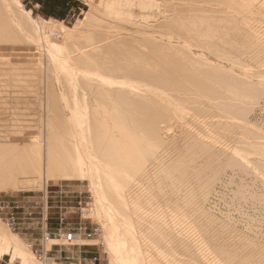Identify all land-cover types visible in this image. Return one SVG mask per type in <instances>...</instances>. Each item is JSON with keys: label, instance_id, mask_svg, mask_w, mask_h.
Returning <instances> with one entry per match:
<instances>
[{"label": "bare ground", "instance_id": "6f19581e", "mask_svg": "<svg viewBox=\"0 0 264 264\" xmlns=\"http://www.w3.org/2000/svg\"><path fill=\"white\" fill-rule=\"evenodd\" d=\"M199 2L200 0H91V12H88L85 18H82L78 25L76 24L77 26H67L52 19L55 22L54 25L45 27L43 21L36 20L32 16V10L23 8L19 0H0V81H14L15 79L16 84H19L22 79L30 81L35 73H32L31 70L34 66L32 62L38 59L44 62V59H47L48 63H44L47 64L46 66L52 67L53 72L50 71L52 77L55 75L59 80L62 75H67L70 80V88L75 96L83 97V100L75 99L72 105L67 102L66 105L70 106L67 113H55L51 118L48 114L49 122H53L56 126H50L51 131L46 132L48 135H44L42 131L34 133L39 140L32 141L33 143L27 142L26 145H22L20 140L15 135L13 136L12 131L4 128V126L7 127L5 122L8 117L5 116V113H0V191L27 190L34 188L35 185L37 187L39 184L40 186L42 184L47 191L51 179L74 177L88 179L96 199L93 202L92 212L103 224L101 228L104 235L102 241L110 253L109 264H166L168 259V264H264V228L257 229L258 232H254V234L257 233L255 237L251 236L252 231L249 229V236H246L247 233L241 234V231L234 234V232L228 231V224H223L224 221L221 222L222 220L218 218L217 221L214 220L217 216L215 215L213 218L214 214L210 216L211 213L208 214L205 209L207 198L210 196L209 192L213 190L211 188L214 176L217 174L219 176V172L215 173V171L214 175L213 171L221 169L225 159L230 161L229 163L234 162L237 165L240 162L238 155L247 160L241 151H238L236 147L233 150L220 149L219 146H215L216 144L212 145V141L208 142L210 144H206L207 141L203 142L202 136L192 134L190 128L187 129L188 127L184 125L183 121L184 126L176 122L170 123L167 121L171 117L170 112L165 105L160 103V98L156 105H152L153 100L146 99L144 93L138 96L125 95L124 97L120 95L121 98H124V103L120 101L121 103L118 104L122 109L119 110L116 106L113 109L126 116L120 114V117L116 112H112L114 110L109 109V112H112L111 115L115 114L112 116L113 119L121 121L122 118L124 125L129 128L128 132L133 137V142L140 145L137 153L133 148L126 151L116 144L113 131L108 124L102 121L101 117L96 116L92 119L88 93L80 91L81 82L85 83L84 88L89 87L98 96L105 93L108 95L109 92H112L109 88L116 90L121 87L120 89L136 91L140 87L139 84L122 78L125 75H132L163 90L176 91V96L174 93L170 99L174 98L173 101L183 104L197 102L195 106L193 105L194 107L198 105L201 99L199 97L209 93L219 96L222 93L216 82L223 87L229 86L236 89L242 92V95L252 94L256 89L252 81H244L241 79H245L244 77H237L235 74L237 79L230 78V74L225 76V73L230 69L228 71L226 69L223 73L224 71L210 65L213 62L209 56L205 57L201 54L203 52L200 53L201 55H197V51L195 53L193 50V44L189 41L190 37L197 38L201 46L203 44L211 45L215 51L219 52L221 45L218 46L217 39L215 40L211 33L214 32L216 36V31L221 26L234 19L228 16L232 14L229 9L226 11L229 10L230 13L224 9L227 15H223V13L217 15L223 7L220 8L217 5L220 9L215 6L203 7L199 6ZM243 3H247L245 10L250 14L264 6V0H245ZM100 5L105 6L106 11L102 12L108 16V19L104 20L105 22L113 24L115 21H121L116 26L119 31L116 34L96 29L88 33L84 31L86 36L80 40L78 37L83 33V25L87 23L88 26L90 25L88 23L95 22L98 12L94 11H98ZM198 10L217 13L211 15L194 13ZM236 15L237 19L239 16ZM225 27H223L224 32L227 30L224 29ZM51 35L56 39H53ZM222 41L223 44L227 43L226 40ZM222 43L219 42V44ZM231 45L233 46V44ZM248 46L250 47V45ZM20 47L34 51V54L30 53L25 56L27 61L32 63L29 67L23 66L22 63H12L15 61L13 55L8 57L3 54L16 49L20 50ZM222 49L226 51V48L222 47ZM39 66L42 68L44 65L41 63ZM48 71L46 70V72ZM30 73H32L31 76ZM120 74L123 75L118 76ZM35 77L32 78L35 79ZM38 80H40L39 77ZM23 81L21 82L24 83ZM29 81L28 86L32 83ZM35 82L39 83L34 80L33 85ZM60 82L58 84L61 85ZM16 84L14 85L16 86ZM26 84L22 89L26 87ZM47 84L46 87L49 89ZM2 85L0 83V89ZM42 85L41 88H43ZM52 85V87L55 86L54 83ZM36 86H38L36 88L40 87L38 84ZM6 87H4V91ZM29 87L24 91L29 93L37 91L32 85ZM8 88L5 93H8L7 90L10 89ZM15 88L18 89V86L14 87V90ZM41 88L40 94L43 93ZM62 88L57 89L61 93L60 97L62 96L66 100V93ZM52 89H56V86ZM2 92L1 90V96ZM117 92L113 91L112 93L114 95ZM16 93L17 91H15V96L18 95ZM47 93L46 91L44 94L49 95ZM27 94L24 95L28 96ZM230 94L232 93L230 92ZM115 97L113 101H111L112 98L110 100L112 104H116L114 101L118 100ZM121 98L119 97V100ZM4 99L1 100L4 102ZM5 100H9V97ZM107 100L104 99V102H110ZM34 101L37 105V100ZM234 104L239 106L240 102L231 103L232 109L238 107ZM1 105L4 106L3 103ZM8 105L10 107L9 103ZM31 105L34 107L33 103ZM238 108L244 109L241 110L243 112L247 110L243 108L242 104ZM2 109L0 111H3ZM31 111L27 112L28 115ZM198 111L197 114H199ZM41 113L42 120L44 112ZM49 113L52 116L53 112ZM15 115L17 116L16 113H12L14 119L17 118ZM19 115L18 119H21V115L20 117ZM26 115L25 113L24 118ZM32 116L31 118H38V115ZM26 117L28 118V116ZM41 120L38 118L36 122H43ZM11 121L21 124V121L13 119ZM32 122L31 126L33 123L36 125V122ZM13 123L10 124L14 125ZM48 123L46 122V124ZM7 124L9 125L8 119ZM174 124L178 125L175 130L172 129ZM26 125L29 126L28 123ZM56 127H59V132ZM24 128L26 130V126ZM9 129L11 130V127ZM28 130H30L29 127ZM19 135L21 134L19 133L17 136ZM183 140L187 142L185 143ZM179 141L181 147L183 142L185 143L182 148L188 152L182 151ZM193 144L200 147L201 154L197 155V158H190L195 152L192 151L193 148L198 150V148L195 149V146L192 148ZM207 145L211 147L208 156L213 155L211 159L213 158L214 164L211 163L212 160L209 157L203 155L204 147ZM190 148H192L191 151H189ZM205 158L211 160L208 162L213 167L205 162ZM215 160L219 161V164H215ZM236 191L239 192V189ZM139 218L140 220L147 219L145 221L147 223L140 222V224L145 226L155 224L156 227L159 226L160 230L162 228V231H167L165 236L172 237L170 238L173 239L172 241L168 239L170 242L175 241L173 242L174 246L180 249L178 250L180 259L176 254H173L175 251L172 253L178 258V261L176 258L173 260V256H169L172 258L170 259L166 252L159 251L161 248L158 249L156 244L154 246L157 249L153 248L154 239L152 238L151 243V240L149 241L151 236L143 234L144 232L138 229L140 227L136 220ZM148 220H152L151 223ZM149 227L151 225L147 228ZM233 231L237 232V229H233ZM145 235L149 236V239ZM25 246L23 239L18 234L7 230L0 220V251L2 254L12 251L15 258L21 259V264H58L56 263L58 260L55 262L50 257H47L45 261L35 259ZM167 252L169 254V251ZM180 254L183 256L180 257ZM161 255L168 259L162 258L164 262Z\"/></svg>", "mask_w": 264, "mask_h": 264}, {"label": "rangeland", "instance_id": "374dc122", "mask_svg": "<svg viewBox=\"0 0 264 264\" xmlns=\"http://www.w3.org/2000/svg\"><path fill=\"white\" fill-rule=\"evenodd\" d=\"M19 1H20L21 5H23V8H25L27 10H32V16L36 20H38V21L40 20V22L43 21L42 23L45 27H47L49 25L50 26L54 25L55 22H53L52 19H56L59 21V23H63L64 25L74 27L76 24L77 25L79 24V22L82 18H85V16L87 15L88 12H91V10H92V5L90 3L91 0H90V2H89V0H73L75 3H77L76 9L74 10V12L70 13L68 16H63L61 14L59 16H54V17H48V16L44 17V16L40 15V13L38 11H35L32 9L33 8L32 2H31L32 0H19ZM243 2H245V0H200V2L198 3L199 6H203V7H208V6L209 7H212V6L217 7V6H219L220 8L223 7V9L221 8L220 13H217V12L211 13L210 11L204 12V11H200V10H198L194 13L204 14V15H211L214 13L215 14L217 13V15H220V14L222 15V13H223V15L224 14L227 15V13L232 12V14H230L228 16H230L234 19L230 20L231 23L229 21L224 26H221L220 27L221 29L219 28L216 31V33H217V34L215 33L216 36L214 35V32L211 33V36L214 37L215 40L217 39L216 41L218 43V46L221 45V48H219V52L215 51V49L211 45L205 46L203 44L201 46V43L198 42V39L195 37H190L189 41L193 44L192 48H193V50H195V53L197 51V53H196L197 55L203 54L207 58H208V56L210 57L211 61L213 62V64H210L212 67H215L216 69H220V70H222V72L224 71L223 73H225L226 69H227V71L230 69L229 70L230 72L228 71L227 73H225V76H228L230 74V76H229L230 78L232 77V78L237 79V77L240 76V77L245 78V79L241 78L244 81L245 80L250 81V82L252 81L253 85L255 86L254 88H256L252 94H250L248 96L242 95V92H240L236 89L234 90L233 88H230L229 86L223 87L222 85H220V83L216 82V84L218 86H220V89L222 92V93H220L221 95L219 94V96H214L210 93L205 94V95L199 97V98H201L200 101L198 102L199 106L196 105V107H194L195 104H197V102L196 103L192 102L191 104L186 102V104H187L186 105V104L180 103L179 101H175V100L173 101L172 99H174V98L170 99L171 97H173L172 94H174L176 91H172V90L170 91L169 89L163 90L162 88L157 87L153 84H150L148 81L143 80V79L139 78L138 76L136 77V76H132V75L131 76L125 75L122 78L127 79V80H131V81H133V83L135 82L137 85L139 84L140 87L136 91H134L132 89H124V88L120 89L121 88L120 87L118 89L116 88V90L119 91V92H117L114 88H109V90H112V92L113 91L117 92V93H114L115 96L117 94L116 97L113 95L112 92H109V90H108L109 93L107 92L108 95H105L106 94L105 93V94H102V96H98L95 93H93L89 87L84 88L85 83H83V82L80 83V89H81L80 91H82V92L85 91L86 93H88L87 97L89 99L90 107L92 110V113H91L92 119L96 116L101 117L102 121H104V123L108 124L109 128L113 131L114 140H115L116 144L120 145L121 149L123 148L126 151H129L133 148L134 151H136V153H137V149H139L138 147H140V145H137V142H133V140H132L133 137L128 132L129 128H128V126L126 127V125H124V122H122V118H121V121H120V119H118V120L113 119L112 116H114L115 114H113V115H111V114H112V112L113 113L116 112V110H114L113 107L114 108L118 107L117 109H119V110L122 109V107H120L118 105L121 102L124 103V101H123L124 98H121L122 96H124V97H125V95L138 96V95H141L142 93H144L146 99L151 98L153 100L152 105H156L159 102L158 99L160 98V103L165 105L168 108V111L170 112L171 117L169 119H167V121H169L170 123L176 122V123L181 125L182 121H183L184 125L186 127H188L187 129L190 128V131L192 134H195V135L197 134L199 137L202 136L201 140H204L203 142L207 141L206 144H210L212 141L211 144L212 145L216 144L215 146H219L220 149H227V150L232 149L233 150V149L237 148L238 151H241V154L244 155V157L247 158V160L242 158L240 155H238V160H240V162L238 163L239 165H237V163L236 164L234 162L229 163L230 161L225 159V161L222 162L221 169H218L219 171L218 170L213 171V174L215 171H216L215 173L219 172V176L217 174L218 177L214 174L215 179L217 177L216 180H218V181H216L214 179V182L212 183L213 187L211 189H213V190H210V192H209L210 196L207 198L208 202L206 201L205 209L208 212V214L211 213L210 216H212L214 214L213 218L215 217V215L217 216L214 218V220H216L218 218V219L222 220L221 222L224 221L223 224H225V225L228 224L229 228L228 227H226V228H228L229 232H234V234L235 233L237 234L238 232L240 233V231H241V234L244 233L243 235H245L247 233L246 236H249L250 231H252L251 236L255 237L257 233L254 234V232H256V231L258 232L257 229H259V228H264L263 227L264 226V200H263V197H264V6L261 7L260 10H254V12H252V14H250V12L245 10V7H247V5H246L247 3H243ZM104 7H105L104 5H100V7H98V11H94V12L99 13V15H98V13H97V15L95 14L98 20L96 19L94 23H91V22L88 23V24H90L88 26H87V23L84 24L87 26V27L85 26L86 30H84L85 28L83 25V28H82L83 33L81 34L82 36L79 35V37H78L80 40L82 39V37L84 38V36H86L84 34V31H86L88 33V32H91L92 30L96 29L98 31H105V32L110 33V34L111 33L116 34L119 31V30H117L116 26H118V24H120L121 21H118V22L115 21V22H113V24H110V23H107L104 21L105 19L106 20L108 19V16L106 14H103V12H102V11H104V12L106 11L104 9ZM219 7H217V8H219ZM99 8H100V11H99ZM101 8H102V10H101ZM224 9H225V11L227 9H229L230 12H228L229 11L228 10V11H226L227 12L226 13L224 11ZM222 11H224V12H222ZM242 11L245 13H243ZM256 11H257V13H256ZM239 12H242L244 15L242 13L240 14ZM189 13H187V14H189ZM235 15L239 16V17L236 19ZM240 15H243V16H240ZM110 19H113V18H110ZM223 27H225L224 28L225 30L227 29L225 32L223 30ZM218 32H220V33H218ZM229 32L230 33L232 32L233 34L232 33L230 34ZM225 33H226V35H225ZM228 35H231V36H228ZM51 37L53 39H56V37L53 35H51ZM227 37L230 38V42H229V38L227 39ZM222 40H224V41L226 40L227 43L224 42V44H223ZM218 41L221 42L222 44H219ZM225 43H226V45H225ZM119 44L122 45L121 43H119ZM231 44H233V46ZM248 45H250V47ZM252 46H255L256 48L252 47ZM222 47L226 48L225 49L226 51H224V49H222ZM13 51H14V53H13ZM201 52H203V53H201ZM30 53L34 54V51L31 49L27 50L26 48L20 47V50L16 49V50H12L11 52L3 53V54H6V56H8V57H9V55L10 56L13 55V59H15V61L12 63H19V64L22 63L23 66L27 65L28 67L30 66V64H32V63L34 64L33 68H31V70H32V73L35 72L36 74L33 73V76L35 77L36 75H39L38 77L40 78V80H38L37 76L35 77V79L32 78L33 77L32 76L30 81H29V79L28 80L22 79V80H24L23 81L24 83L25 82L27 83V84L25 83L26 87L24 89H26L27 87L30 88L29 86L32 85L33 87H35V89L37 91H35L34 93H32V92L29 93L26 90L24 91V89H22V87H24L25 84L21 82L22 80H20V82H19V84H21V85L16 84L15 79H14V81H12V80L0 81L1 85L2 84L5 85L4 87L7 86L6 89L8 87L10 88V89L8 88L9 90H7L8 93H5L6 89L4 91L3 85L1 86V89H0V92H1V90L3 91L2 96L0 94V97H3V98H0V100L4 99V98L7 99L9 97V100L4 99V102L2 100L0 101V109L5 107L2 109L3 111H0V113L3 112V113H5V116L8 117L7 119H8V123L11 127V130L9 129L10 127H8L9 125L7 124V119L5 122L6 123L5 125L7 127L4 126V128L5 129L8 128L9 131H12L13 136L15 135V137H17V139L20 140L22 145H26L27 142L33 143L32 141H35V140L38 141L39 139H37L35 137L34 133H37V132L39 133L42 131V132H44L43 133L44 135H48L49 131H51V127H52L51 125L56 126L53 122H49L50 121L49 119L51 117H53V115H55V113L59 114V112H61V113L69 112L70 106L66 105L67 102L70 103V105H72L73 102L75 101V99L83 100V97L81 95L76 97L75 94L73 93V90L70 88V84H69L70 80H69V77L67 75L66 76L62 75V77L60 78L61 80L60 79L58 80V78H56V76L54 74H53L54 77H52V75H51L52 74L51 72H53L52 67L49 66L50 67L49 68L48 66H46L47 65L46 63H48L46 61H48V60L44 59V62H46V63H44V62H42L41 59L40 60L38 59L39 61L37 60V61L31 63V61H27V59L25 57L26 55H30ZM41 63H43V65H44L42 68L39 66ZM219 65H222V66H219ZM46 67H47V69H46ZM35 69H36V71L38 70V72H36ZM45 69L47 71L48 70L49 71L46 72ZM42 71H43V73H42ZM32 73H30V76L32 75ZM47 73H49L50 75ZM232 74H233V76L237 75V77L236 76L233 77ZM41 75L43 76V78ZM121 75H123V74H120L118 76H121ZM48 77H49V79H48ZM46 79H48V80H46ZM34 80H37L39 82V83H37L38 85H40L39 88H36V87H38V86H36L37 85L36 82L33 85ZM45 80L48 82H46ZM56 80L58 82L61 81L60 83H61L63 88L61 87L60 84H58V82ZM16 81H17V79H16ZM28 81L32 82V83H30L29 86H28V84H29ZM40 82H41V84H43L42 85L43 88H41ZM46 83L49 84V85L47 84V86H49V89H48V87H46ZM53 83L55 84L56 89H52L55 87V86L52 87ZM14 84H16V86ZM17 86H18V89L15 88V90H14V87H17ZM19 86H21V87H19ZM40 88L43 89L42 94L46 93V91H47L49 93V95L44 94L42 97V94H40V92L42 90L40 91ZM46 88H47V90H46ZM57 88L63 89V92L66 93V100H64L62 96L60 97L61 93L58 92L59 90ZM50 89H52L51 92H49ZM231 89H233V90H231ZM15 91H17V93H18L17 96H15ZM229 91L232 94H230ZM233 91H234V93H233ZM24 92L26 94L28 93L27 94L28 96H25ZM37 92L39 93V95H41L40 97L38 96ZM120 92H121V94H120ZM3 93H5L4 95H6V96H4ZM120 95H122V96H120ZM177 95H178V93H177ZM234 95H235V97H234ZM113 96L115 98H117L118 100H119V97L121 98L119 100V102H118V100H117V102L114 101L116 103V104L113 103L114 105L111 103V101H113V98H114ZM174 96H176V93L174 94ZM18 97L19 98L21 97V98L19 99ZM17 98H18V100H15ZM22 98H24V99H22ZM32 98L34 100H37V105L35 103L36 101H34ZM111 98H112V100H111ZM25 99L27 100L28 104L26 103ZM104 99H108L109 101L110 100L111 101L107 103V102H104ZM114 100H116V99H114ZM30 102H31V104L33 103L34 107L30 104ZM38 102H39V104H38ZM201 102H203V103H201ZM227 102H229L230 104H228ZM233 102L234 103L240 102L239 106L237 104H234V105H237L238 107H240L242 104L243 108H245L247 110H245V112H243L241 110H244V109L238 108V107H235V109H232L231 103H233ZM1 103H3L4 106H2ZM8 103L10 104V107H9ZM18 103H20V104H18ZM21 103H23V104H21ZM199 103H201L202 105ZM226 103H227V105H226ZM200 105H201V107H200ZM122 106H123V104H122ZM30 107H31V109H30ZM193 108H194V110H197V111L199 110L198 112L201 115L197 114V111H194ZM197 108H200V109H197ZM204 108H206V109H204ZM5 109H7V110L4 111ZM109 109H112L114 111H112V112L110 111L111 112L110 113ZM123 109H124V107H123ZM31 110H33V111H31ZM36 110H37V112H36ZM201 110L204 112L202 113ZM29 111H31V112L28 115ZM34 111H35V113H34ZM40 112H44L42 120L40 118V117H42V113L40 114ZM49 112H51V113L53 112L52 116L50 115ZM12 113L17 114V116L15 115L17 117L16 119L13 118L14 115L12 116ZM19 113L21 115V119L19 118L20 120L18 119ZM25 113L27 114L26 116H28V118L26 116L24 118ZM123 113H126V112H123ZM34 114L36 116L38 115L37 117L43 122H40V121L36 122L38 120V118H36V117L31 118V115L35 116ZM46 114H47V118H46ZM48 114H49L50 118H48ZM117 114H119V111ZM120 114L125 115L122 113H120ZM20 115H19V117H20ZM121 115H120V117H121ZM11 118L14 121L15 120H17L19 122L21 121V124H19L16 121H15L16 123L15 122L13 123L11 121L12 120ZM22 118H23V120H22ZM29 118H31L30 121H29ZM123 118H124V116H123ZM44 120H46V121H44ZM32 121L36 122V125ZM31 122L33 123L32 126H31ZM46 122L47 123L49 122L51 124L48 125L49 123L46 124ZM10 123H13L14 125H12ZM27 123L29 124V126L26 125ZM22 124H23V126H22ZM175 124H174V127H172L173 130H175V127H178V125L176 126ZM16 125H17V127H16ZM41 125L43 128L41 127ZM24 126H26V130H25ZM183 126H180V127H183ZM28 127L30 128V130L33 129V131L28 130ZM12 128H14V129L12 130ZM56 130H58L57 132H59V130H60L59 127H56ZM18 132L22 136L21 135L17 136L19 134ZM46 132H48V133H46ZM173 133H174V131H173ZM180 141L178 143L180 144L179 146L181 147ZM184 142L182 144V147H184V144L187 141L185 143ZM208 142H210V143H208ZM194 146H195V149L198 148V150H194V148H193ZM187 148H189V147H187ZM192 148H193V150H192ZM192 148H190L189 151L192 150L195 152L194 153L189 152V153H193V155L191 154L192 156L190 158H192V157L197 158L201 154L200 147H197L196 145L193 144ZM210 148L211 147H209L208 145L206 147H204L205 152L203 153V155L206 157H209L211 159V157L213 155L211 154L212 155L211 157L208 156V155H210L209 154ZM182 149H183L182 151L188 152V150H184V148H182ZM188 159H189V157H188ZM210 159L206 160V158H205V160H206L205 162L209 163L208 161L211 162V160H212L211 163L214 164L213 158L211 160ZM226 161H227V163H226ZM216 162H218V163H216ZM216 162H215V164H219V161H216ZM207 163H205V164H207ZM211 163H209V164H211ZM209 164H207V165H209ZM212 164L210 166L213 167ZM241 166H244V167H241ZM220 171H222V173H220ZM41 186H42V184H41ZM41 186H40V184L37 187L35 185L34 188L32 187V189L29 188L27 190L0 191V200L11 201V202H14L15 204L20 203L23 205L29 201H36V204L38 206H41L40 210H43V206H47V204L49 202V206H50L49 211L51 212L52 211L51 206H52V204L55 203L52 200H55L57 198L56 197L57 194H61L63 191V200H65L67 202V207H68V208L64 209L65 216H66V218L69 219V221L72 222V226L82 225L84 227L91 228L93 226L99 225L102 228L103 224H102L101 220L92 212V207L94 205L93 202L96 199H95V194H94L93 190L90 188L91 186H90V182L88 179L83 180V179H80L79 177H74V178H69V179H62L61 178V179H57V180L51 179L49 181V188L47 191L43 188V186L42 187ZM238 189H239V192L236 191ZM235 194H236V196H235ZM209 198H210V200H209ZM261 204H263V205H261ZM260 212H263V213L260 214ZM229 213H231V214H229ZM226 214H227V216H226ZM5 216H6L5 211L0 209L1 223H3L4 227L7 230H9L11 233L18 234L23 239V241L25 242V245H26L25 247H26L27 251L29 252V254L32 255L35 259L37 258L41 261L47 260L46 257L35 254V248L40 247V244L38 243V244L33 245L27 239L22 237L19 234L18 229H16L17 228L16 225L15 226L10 225L9 221L5 218ZM228 218H229V220H228ZM39 220H41V219H39ZM220 220H218V221L220 222ZM137 221H139V222H137ZM145 221H147V219L144 220V218H142L140 220V218H139L138 220H136V223L140 227L138 229L140 231L144 232L143 234L151 236V239H149V236L145 235V237H148L149 241L151 240V243H152V240L154 239L155 242L153 241V245H152L153 248H155L154 244H156L158 249L161 248V250H159V251L164 252V253L166 252V255L168 257L173 256L172 257L173 260L176 258L175 255H172V253L175 251V253H173V254H176L177 257L179 258L178 250H180V249H177L179 247L174 246L175 244H173V242H175V241L170 242V240H171L170 238H172V237L169 238V236H165V235H167V233H166L167 231L163 230L164 231L163 232L162 228L160 230L159 226L156 227L157 225L155 226V224H149V223H151L152 220L151 221L148 220V222H149L148 224L151 225V227L147 228L149 225L145 226L144 224L147 223ZM225 221H226V223H225ZM140 222H143L144 224H140ZM229 222H230V224H229ZM234 222L236 223V225ZM139 224L142 226H140ZM225 225H223V226H225ZM259 225H260V227H258ZM223 226H221V227L224 229ZM234 226H235V228H234ZM160 227H162V226H160ZM254 227L256 228V230ZM233 229L234 230L237 229V232L233 231ZM248 229L250 231H248ZM252 233H253V235H252ZM168 235H170V234L168 233ZM103 236L104 235L101 232L94 239H91L89 241H83L84 244H77V245H71V246L63 245L61 243L62 241H60L58 239H53V241H49L47 244L48 249H51V248L53 249V251L50 252L49 257L51 258V260H53L55 262L58 260L56 262L58 264H75V263L109 264L110 260H111L110 253L106 249L105 243H103V241H102ZM155 249H157V248H155ZM155 249H153V250H155ZM57 250H64L68 256L74 255L77 257L80 254V253H78V251L82 250L83 251V259L80 260V259L68 258V257H67V259L60 258L56 254ZM167 251H169V254ZM176 251H177V253H176ZM5 253H7V256L9 258L10 257L12 258L13 262H16L17 264H21V259L15 258L14 255H12L13 254L12 251L5 252ZM164 253H162V254L164 255ZM0 254H2L1 251H0ZM85 255H87V257H85ZM163 255H161V256H163ZM166 255H164V256H166ZM164 256L161 257V259L163 258L165 260L167 256L165 258H164ZM182 256L180 254V257H182ZM172 258H170V259H172ZM178 258H176V260ZM168 261H169V259H168ZM168 261L167 262L164 261V262L166 264H168L169 263Z\"/></svg>", "mask_w": 264, "mask_h": 264}, {"label": "crops", "instance_id": "0c3cea01", "mask_svg": "<svg viewBox=\"0 0 264 264\" xmlns=\"http://www.w3.org/2000/svg\"><path fill=\"white\" fill-rule=\"evenodd\" d=\"M33 10L38 11L40 15L44 17H54V16H68L70 13L74 12L76 9V4L73 0H32ZM57 198L52 200L55 202L52 204L51 209L49 211V202H48V213H47V221L44 219L45 211L40 210L41 206L36 204V201H29L26 204H19L20 208L19 212V222L16 225V229H18L19 234L27 239L31 244H40L39 248H42L43 245V230L48 228L53 231L59 225L60 216L65 215L64 209L67 207V202L63 200V191L61 194H57ZM27 207L31 209H27ZM30 211L33 214L29 215ZM41 214V215H40ZM66 217V216H65ZM41 219V220H39ZM68 227L72 226V222L67 218ZM53 249H49L48 254ZM57 256L60 258H75V259H83V251H78L79 256H68L64 250H57ZM87 257V255H85ZM0 264H17L12 261V258L7 256V253L0 254Z\"/></svg>", "mask_w": 264, "mask_h": 264}, {"label": "built area", "instance_id": "2783aa9c", "mask_svg": "<svg viewBox=\"0 0 264 264\" xmlns=\"http://www.w3.org/2000/svg\"><path fill=\"white\" fill-rule=\"evenodd\" d=\"M20 203H14L11 201H3L0 200V209L5 211V218L9 221L10 225L15 226L19 222V212ZM27 209H31L27 207ZM43 210L45 211L44 219L47 221V213H48V204L47 206H43ZM33 214L30 211L29 215ZM59 221V225L55 230L51 231L48 228L43 230V245L42 248H35V254L49 257L47 248V244L49 241H53V239H58L62 241L63 245H77L84 244L83 241H89L94 239L98 234L102 232V229L99 225L93 226L91 228L80 226H70L68 227L67 218L65 215H61Z\"/></svg>", "mask_w": 264, "mask_h": 264}]
</instances>
